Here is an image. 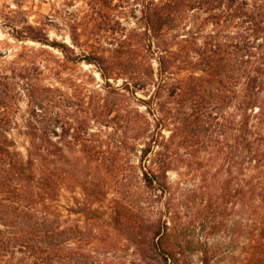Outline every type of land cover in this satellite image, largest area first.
Wrapping results in <instances>:
<instances>
[{"label":"trees","instance_id":"trees-1","mask_svg":"<svg viewBox=\"0 0 264 264\" xmlns=\"http://www.w3.org/2000/svg\"><path fill=\"white\" fill-rule=\"evenodd\" d=\"M82 1L88 21L74 22L70 45L49 42L42 30L29 29V40L57 49L63 60L37 76L14 68L0 84V264H10L3 259L10 252L22 255L24 264H105L95 256L99 251L85 245L91 232L84 234L78 225L51 227L49 218L48 203L61 186L71 184L86 197L83 210L101 204L93 198L104 197L100 167L115 168L132 149L115 135L104 148L89 131L91 121L145 140L135 169L151 196L234 197L237 207L246 206L257 235L244 264H264V0H135L142 6L143 35L108 14L110 0ZM166 7L168 30L175 33L168 36V51L154 57L146 50L159 47L165 18L160 11ZM102 24L111 47L98 42V50L96 40L82 36ZM75 47H86L89 55L80 59ZM79 61L94 65L107 88L103 97H92L85 110L89 119L71 117L74 101L82 97L74 81L60 77L59 68ZM138 92L145 98H137ZM23 98L28 108L24 156L10 137L13 108ZM134 100L145 107L144 114L132 107ZM94 165L95 175L78 173ZM170 173L177 182H170ZM109 211L115 227L119 211ZM127 232L124 240L138 249L135 227ZM200 254L201 263L209 264L208 251ZM166 257L178 264L173 249L161 253L163 262Z\"/></svg>","mask_w":264,"mask_h":264},{"label":"rangeland","instance_id":"rangeland-1","mask_svg":"<svg viewBox=\"0 0 264 264\" xmlns=\"http://www.w3.org/2000/svg\"><path fill=\"white\" fill-rule=\"evenodd\" d=\"M110 2L113 8L107 12L113 19L118 20L122 27L137 29L139 33L144 34L142 6L136 4L135 0H110ZM87 10L88 6L82 0H0V84L5 83L3 78L12 76L14 68H27L37 76L40 69L46 71L47 66L54 67L53 62L56 60H63L62 54L57 49L29 40L28 36L32 33L29 29L42 30L49 42L56 41L70 45L69 31L76 20L88 21L84 14ZM160 13L165 18L162 21V35L157 34V37L162 36L158 43L159 47L152 45L146 50V53H152L154 57L168 51V36L175 33L168 30L170 25L168 7ZM104 27L102 24L100 27L87 29L82 40L85 37L96 40L94 44L98 50L101 46L111 47L109 33L103 31L106 29ZM178 34L182 35L183 32L179 31ZM148 35L151 36L152 33L149 31ZM141 39L146 41L147 36H142ZM73 50L80 59L89 55L90 51L86 47H75ZM153 66H156L154 62ZM59 70L62 79H70L77 84L78 93L80 92L82 97L81 102L74 101L71 117L89 119L86 111L92 97L95 95L103 97L107 91L96 67L79 61L65 63ZM50 82L62 87L54 81ZM111 84L116 87L120 85V81ZM66 89V86L62 88L64 91ZM68 91L76 93V90L71 88ZM136 97L145 98L141 92H138ZM134 101L136 102H131L132 107L144 114L145 107L137 100ZM13 109L14 125L10 137L15 142V150L24 156L28 140L25 132L28 112L26 100L24 98L19 100L16 108L14 106ZM113 116L114 114L110 117ZM90 117L92 119V111ZM151 124L153 125V122ZM88 127L89 131L99 138L98 142L104 145V148L111 143V137L115 135L119 140L127 141L132 149L129 148V152H126L127 159L115 164V168L109 164L100 167L97 180L103 187L101 193L104 197H93L102 203L91 206V210H83L86 209V197H83L79 190H73L71 184L61 186L57 197L48 203L52 213L49 218L54 223L51 227L57 225L62 229L69 225H78L84 234L91 232L85 245L87 249L99 251L95 256L105 264H171L168 257L165 258L166 262L161 258V253L163 251L168 253L170 249L176 252L178 264H202V254H200L202 249L207 250L211 256L209 264L246 262L250 241L257 235L254 219L249 216L246 206L237 207L234 197H153L142 189L138 170L135 169L139 166V150L145 140L135 138L120 127H116V130L93 121ZM58 133H61V130ZM167 136L168 133L165 132V137ZM80 169L78 173L83 171L88 175H95L94 170H97L95 165ZM169 177L170 182H177L175 174L170 173ZM182 187L190 189L185 184ZM127 191H130L129 197ZM113 207L119 211L120 216V222L115 227L110 226L112 222L108 218L109 210ZM84 215L86 217L95 215L99 219L89 220L84 218ZM130 226H134L137 233L138 249L135 250L124 240ZM157 231L160 235L154 239L153 235ZM157 242L159 244L154 245ZM3 259L10 264L26 263L22 255L12 252Z\"/></svg>","mask_w":264,"mask_h":264}]
</instances>
